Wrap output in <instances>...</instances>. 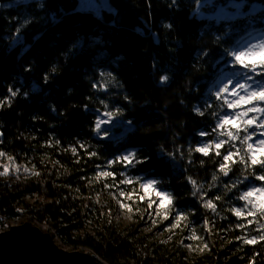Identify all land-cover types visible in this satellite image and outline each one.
<instances>
[{
    "label": "trees",
    "instance_id": "trees-1",
    "mask_svg": "<svg viewBox=\"0 0 264 264\" xmlns=\"http://www.w3.org/2000/svg\"><path fill=\"white\" fill-rule=\"evenodd\" d=\"M81 1L0 0V214L110 264H264V210L239 199L264 186L247 149L264 123L220 129L223 116L248 107L229 109L225 98L234 97L216 96L222 72L238 73L245 87L264 84V68L245 69L225 51L264 38V0H245L244 16L219 25L208 16L231 0ZM97 118L108 121L99 133ZM208 145V156L195 151ZM133 151L131 165L117 159ZM145 180L172 201L162 209L174 223L163 240L115 218L113 199L124 193L139 221L154 212L140 200Z\"/></svg>",
    "mask_w": 264,
    "mask_h": 264
},
{
    "label": "snow or ice",
    "instance_id": "snow-or-ice-1",
    "mask_svg": "<svg viewBox=\"0 0 264 264\" xmlns=\"http://www.w3.org/2000/svg\"><path fill=\"white\" fill-rule=\"evenodd\" d=\"M208 2L212 3V0H208ZM244 4H245V0H239V2H237V0H231V3L229 4V6L227 8H225V7L220 8L214 15H209L208 19L214 18L217 25H219L222 21H235L236 19L241 18L242 16L245 15V13L242 11V9L244 8ZM197 16L199 19L205 18L204 15L199 12V9H197ZM165 27H171V26L165 25ZM225 32L227 34H231L232 29L226 28ZM250 34L252 35V33H250ZM224 39H225V37L222 35L216 36L217 42L224 40ZM241 42L242 41H238V43H241ZM225 51H226L227 55L234 58L235 64L242 65L245 69L251 68L253 71H255L257 67L264 68V62H260L258 64L256 61L252 60V58L255 56H264V51H261V52H251V51L244 52V51H231L228 49H225ZM250 60L252 61L251 63H249ZM53 71H55V68H53ZM108 75L111 76V74H108ZM161 80L167 81L168 76L167 75L162 76ZM229 84H231V81L224 84L223 87H221L219 89V91L216 93L217 98H220L222 94H229V93L231 96L236 97L231 102H229L225 98V103L227 104V107L229 109L239 108L242 104L251 105V104H253V102H264V90L252 91L250 93V95L243 96V95H239L236 88H232L231 92H230ZM237 87L239 89H244L245 84H243V83L238 84ZM11 95L14 97L17 95V92L12 91ZM25 96H27V93H25ZM101 103H103V101H101ZM53 111H55L54 108H53ZM254 112H264V108L249 107L246 112L238 113L236 116L225 115V116H223V118L221 119V122L218 124L217 127H219L222 130L225 128L239 129L241 122H243L246 127H252L254 124H256V120L253 118V119H248V120L242 121V117L247 116L248 113H254ZM200 114L203 115V113H200ZM104 115L108 116V117H112L113 113L112 112H106V113H104ZM107 122L108 121L101 120V119L97 118L95 125H94V131L96 133H99L101 130V126ZM258 126L260 128H264V124H260ZM200 135L203 136V135H205V133H200ZM226 135H228L230 138H234V134L232 131H227ZM248 139H250V137ZM225 143H226L225 141H220L219 143H217L215 145V148L217 149V152H216L217 156L220 155L219 149H221ZM210 147H211L210 145L205 146V147H197L195 149V151L198 153H203L204 156H208ZM247 149H248V153L250 156L251 165L252 166L258 165L260 168L264 169V139H260L258 144L255 147L251 143H248ZM258 153H259V157L257 155ZM234 155H236V154L229 152L227 155L223 156V163L220 164V171L223 172V174L225 176L229 175L230 165L233 162ZM135 157H136V152L133 151V152H129L126 155L118 157L117 159H119L123 162H126L128 165H131L133 163V160L135 159ZM142 162H143V160H137L136 161V163H138V164L142 163ZM102 174L108 175L109 173H102ZM255 178H256V180L261 182V184H264V174L257 175ZM213 179H215V177H213ZM154 184H155V181H148L147 183L142 185L146 195H148L150 193V191L153 190ZM155 194L160 197V207L161 208H164L167 206V204L172 203L171 199L167 196V194L160 192V191H157ZM252 198H255V201H256L258 207L261 210H264V187H254L251 190L244 192L239 197L240 200L248 201L249 203L252 202ZM204 206L214 208V205L212 204L211 200H209L208 203ZM232 211L235 213V215L237 217H241L243 215V213L241 212V210L239 208H233ZM249 214L251 215L252 213H249ZM262 239H264V237H262ZM255 242L256 241L254 238L245 241V243H247V244H254Z\"/></svg>",
    "mask_w": 264,
    "mask_h": 264
},
{
    "label": "rangeland",
    "instance_id": "rangeland-1",
    "mask_svg": "<svg viewBox=\"0 0 264 264\" xmlns=\"http://www.w3.org/2000/svg\"><path fill=\"white\" fill-rule=\"evenodd\" d=\"M92 3H95V6L97 7L100 4L99 0H89ZM107 5H108V0H103ZM108 1V2H106ZM81 7H89L88 6V1L87 0H82ZM244 13H246L247 11H243ZM234 51H244V52H261L264 51V38L262 36L259 37V35L255 38H251L249 40H247V42H245L243 45H241L240 47H237ZM252 60L256 61L257 63L260 62H264V56H255L252 58ZM252 61L250 60L249 63H251ZM230 81V80H229ZM228 81V82H229ZM245 80L243 79V84H244ZM238 82H233V84L229 87L230 88V92L232 88H236V90L238 91L239 95H243V96H247L250 95V93L252 91H261L264 90V84L259 83V85H256L255 87H251L253 85L249 87H245L244 89H239L238 86ZM256 84V83H255ZM254 84V85H255ZM236 97H234L233 99H235ZM248 108L249 107H256V108H260L261 106H264V104H260L259 102H253V104L249 105V104H245ZM247 108V109H248ZM255 119L256 120V124L258 122L260 123H264V113H259V112H254V113H250L248 115V119ZM260 139H264V136L262 134H259V136L256 137V141H254V147L258 144ZM129 181L130 179H132L130 176H128ZM148 181L151 180H145L142 182V185L147 183ZM255 186H252V188H254ZM264 187V186H263ZM251 188V189H252ZM157 191L163 192L165 194H167L165 191L161 190L159 187H157L155 184L153 185V190L150 191V193L148 195L145 194L143 187L141 186V199L142 201H147L148 204L152 207L153 211L152 213H149L147 218L144 221H139L138 217H137V213L138 211L135 209V207L129 202V200H135V199H131L134 197H128L125 193L121 194V197H115L113 200H115V218L117 220V222L121 225V227L123 228H127L128 226H131L132 224H139V228H138V233L142 234H154L155 237H157L159 240H163L166 238L167 235H169L171 233V229L173 228V222H167V215L165 213L162 212V209L160 207V197L157 196L155 193ZM168 196V195H167ZM169 197V196H168ZM252 205H254L256 208H259L255 198H252ZM22 223H19V225L30 222L34 225H37L36 223H34L33 221L27 220V219H21ZM11 224V222H10ZM4 225V224H3ZM5 226V225H4ZM46 232H50L52 233V235L56 238V241L63 247L69 249V250H81L83 252H90L91 254L97 256L92 250L91 248H84V247H70V246H66L65 244H63V242L60 240V238L58 236H56V234H54V230L53 231H48V230H44ZM169 238V237H168ZM190 237H185L182 238L181 245L183 246L184 249H186L187 253H188V259L193 262L195 259L197 258V251L196 249H193V247L190 245ZM173 239H169V242H172ZM105 263L110 264L109 262L105 261Z\"/></svg>",
    "mask_w": 264,
    "mask_h": 264
},
{
    "label": "water",
    "instance_id": "water-1",
    "mask_svg": "<svg viewBox=\"0 0 264 264\" xmlns=\"http://www.w3.org/2000/svg\"><path fill=\"white\" fill-rule=\"evenodd\" d=\"M0 264L108 263L88 251L69 250L61 246L52 233L27 222L0 232Z\"/></svg>",
    "mask_w": 264,
    "mask_h": 264
},
{
    "label": "bare ground",
    "instance_id": "bare-ground-1",
    "mask_svg": "<svg viewBox=\"0 0 264 264\" xmlns=\"http://www.w3.org/2000/svg\"><path fill=\"white\" fill-rule=\"evenodd\" d=\"M232 74H228V71H227V72H222L219 75V77L217 78L218 79V85H217L218 89L223 87L224 84L228 83L229 80L231 81V84H229V87L233 84V81L238 82L239 84H241L243 82L244 78L238 76L239 75L238 73L232 72ZM244 84H245V82H244ZM261 187H263V186H261Z\"/></svg>",
    "mask_w": 264,
    "mask_h": 264
},
{
    "label": "built area",
    "instance_id": "built-area-1",
    "mask_svg": "<svg viewBox=\"0 0 264 264\" xmlns=\"http://www.w3.org/2000/svg\"><path fill=\"white\" fill-rule=\"evenodd\" d=\"M10 222H11V224H10ZM19 223H22L21 219L12 220V221L7 222L6 219L0 214V232H5V231L9 230L11 227L19 225Z\"/></svg>",
    "mask_w": 264,
    "mask_h": 264
}]
</instances>
